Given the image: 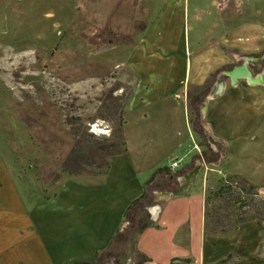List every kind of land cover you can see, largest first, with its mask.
Segmentation results:
<instances>
[{
  "label": "crops",
  "instance_id": "0c3cea01",
  "mask_svg": "<svg viewBox=\"0 0 264 264\" xmlns=\"http://www.w3.org/2000/svg\"><path fill=\"white\" fill-rule=\"evenodd\" d=\"M186 4L184 0H171L160 8L127 58L126 65L136 77L124 112L127 152L109 158L107 174L101 175L97 182L71 177L53 195L44 197L39 187L31 197L20 184L22 176L12 177L7 168L2 170L0 264L95 261L118 230L126 227L124 215L130 204L143 194L149 176L178 160L179 169L168 170L170 177L163 173L159 177L173 180L174 176L194 166L197 156L194 158L192 154L200 149V139L190 123L188 92L192 87L203 86L214 68L233 60L222 54L210 59L208 55L215 52L213 49L206 54L198 49L192 52L186 33L189 29ZM255 27L264 31V25ZM259 37V40L245 43L244 51L264 50V34ZM259 62L264 64V55ZM252 72L254 76H261V82L252 84L240 79L234 84L229 76L223 79L221 75L212 82L203 101L204 105L209 98L201 119L207 135L222 145L221 159L212 167L198 163L185 175L176 177L181 187L187 174H196L186 193H154L155 203L148 211L155 225L145 230L137 243L138 250L150 260L144 264H172L180 259H191L188 264H194L191 256L195 249L199 264H214L233 251L239 253L233 246L237 236L256 235L254 230L244 235L241 231L248 225L244 223L228 237L206 236L205 183L197 190L199 200L192 196V185L203 168L218 171L212 181H209V174L205 175L206 181L214 184L226 177L215 167L230 158L245 154L253 159L264 157V149H259L262 144L258 148L255 144L247 147L252 139H258L264 126V65L260 71ZM220 81L224 82L221 93L210 98ZM232 175L245 177L254 184L262 181L249 172L234 171ZM154 207L157 210L153 211ZM151 231L164 240L167 235L171 245L174 243L177 251L166 261L146 250L145 237ZM126 264L134 262L131 259Z\"/></svg>",
  "mask_w": 264,
  "mask_h": 264
},
{
  "label": "rangeland",
  "instance_id": "374dc122",
  "mask_svg": "<svg viewBox=\"0 0 264 264\" xmlns=\"http://www.w3.org/2000/svg\"><path fill=\"white\" fill-rule=\"evenodd\" d=\"M184 1L189 7L186 33L192 52L198 49L206 54L213 49L215 52L208 55L210 59L222 54L233 60L214 68L204 85L192 87L191 92L210 88L220 75L227 79L225 72L243 64L255 73L262 69L264 64L259 60L264 50L246 52L244 44L259 40L264 34L255 27L264 25V0ZM170 2L0 0V175L7 168L12 177L22 176L20 184L31 197L39 187L44 197L51 196L73 177L62 172L61 167L74 146L75 129L82 126L96 136H110L116 123L96 118L101 104L106 103L110 94L122 95V89L114 92L120 83L126 97L134 91L136 77L126 65L127 58L156 13ZM96 124L100 132L95 131ZM262 130L258 139H252L247 147L255 144L258 148L262 144L259 149H264V126ZM204 150L200 146L192 156L195 158ZM198 163L209 167L214 164L196 159L193 165ZM215 168L226 177L234 171H243L262 179L256 184L258 197L240 195L232 220L264 207V157L238 155ZM217 173L203 168L192 185L193 199L199 200L197 190L204 183L205 194L217 188L219 182L211 184L205 176L209 174L212 181ZM100 177L83 173L75 178L97 182ZM247 223L241 232L254 230L256 235L233 239L239 253L233 251V257L225 264H264V221ZM166 236L164 240L151 231L144 242L148 253L165 261L177 251ZM192 253L194 264H199L196 249ZM131 259L134 262L135 256H129L124 264ZM172 264L183 262L174 260Z\"/></svg>",
  "mask_w": 264,
  "mask_h": 264
},
{
  "label": "trees",
  "instance_id": "16d2710c",
  "mask_svg": "<svg viewBox=\"0 0 264 264\" xmlns=\"http://www.w3.org/2000/svg\"><path fill=\"white\" fill-rule=\"evenodd\" d=\"M122 89L121 96L110 94L106 103L101 104L98 119H110L115 121L109 137H99L89 131V128L77 127L74 132L75 143L62 164L61 170L73 177H78L83 173L105 175L109 170V158L115 155H122L127 152L124 138V112L129 101V96H125V89L120 83L114 88V92ZM209 93V88H198L193 92H188V107L190 113V123L194 133L198 136L200 146L205 150L196 157L205 163H217L221 159L222 145L214 142L206 133L202 126L200 108L204 99ZM108 101V102H107ZM123 101V102H122ZM78 121V119L76 120ZM218 147L214 149L212 144ZM188 170L177 174L169 179V168L156 170L152 177L146 182L143 194L135 199L128 207L124 221L126 227L118 230L109 246L102 250L95 261L79 262L74 264H124L129 256L134 255V264H144L149 258L137 248L139 237L150 227L155 225L149 214V208L154 205L155 192H174L179 188L176 177L185 175ZM167 174L159 177L160 174ZM173 184V185H172ZM259 187L245 177L240 175H230L219 180L217 188L209 191L204 200V234L206 236L228 237L235 232L240 225L255 220L264 221V207L258 212L249 210L245 217L232 220L234 207L240 201V195L245 194L252 198L258 197ZM236 194L238 197H236ZM251 198V199H252ZM253 200V199H252ZM244 203H247L244 201ZM237 211L238 208H235ZM233 254L219 260L214 264H225ZM183 263H191V259H180Z\"/></svg>",
  "mask_w": 264,
  "mask_h": 264
},
{
  "label": "water",
  "instance_id": "95a60500",
  "mask_svg": "<svg viewBox=\"0 0 264 264\" xmlns=\"http://www.w3.org/2000/svg\"><path fill=\"white\" fill-rule=\"evenodd\" d=\"M225 75L229 76L234 84H236L240 79H246V80H248V82H250L252 84H256L258 82H261V76H254L253 72L250 70V68L248 67L247 64H243L241 66H237L234 69H232L231 71L225 72ZM223 85H224V82L220 81L218 89H216L214 91L213 95L210 96V98L220 94L221 90L223 88ZM208 99L205 100L204 105H203V109L201 107V118L203 116L204 109L206 108V104H207V100ZM201 121H202V119H201ZM202 126L204 128L203 121H202ZM204 130H205V128H204ZM205 133L207 134L206 130H205ZM216 141H218V140H216ZM192 172H194V170ZM195 177H196L195 173L187 174L185 176L184 184L181 187H179L177 190H175L173 192V194L174 195H181V194L186 193L189 185L192 182H194Z\"/></svg>",
  "mask_w": 264,
  "mask_h": 264
},
{
  "label": "built area",
  "instance_id": "2783aa9c",
  "mask_svg": "<svg viewBox=\"0 0 264 264\" xmlns=\"http://www.w3.org/2000/svg\"><path fill=\"white\" fill-rule=\"evenodd\" d=\"M180 166V160L171 163L168 168L171 170V172H174L175 170L179 169Z\"/></svg>",
  "mask_w": 264,
  "mask_h": 264
},
{
  "label": "bare ground",
  "instance_id": "6f19581e",
  "mask_svg": "<svg viewBox=\"0 0 264 264\" xmlns=\"http://www.w3.org/2000/svg\"><path fill=\"white\" fill-rule=\"evenodd\" d=\"M98 126H99V125H97V124L94 125V129H95V131L100 132V130H98ZM156 208H157V207H154V208H153V211L157 210Z\"/></svg>",
  "mask_w": 264,
  "mask_h": 264
}]
</instances>
